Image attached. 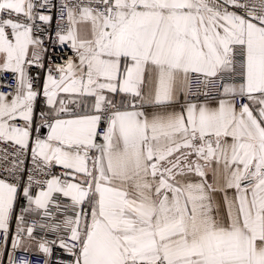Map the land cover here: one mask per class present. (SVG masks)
<instances>
[{
  "label": "snow or ice",
  "instance_id": "obj_1",
  "mask_svg": "<svg viewBox=\"0 0 264 264\" xmlns=\"http://www.w3.org/2000/svg\"><path fill=\"white\" fill-rule=\"evenodd\" d=\"M0 264H264V0H0Z\"/></svg>",
  "mask_w": 264,
  "mask_h": 264
}]
</instances>
